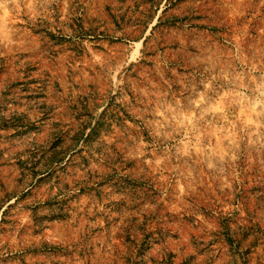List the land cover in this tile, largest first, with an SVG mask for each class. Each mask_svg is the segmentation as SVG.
Returning a JSON list of instances; mask_svg holds the SVG:
<instances>
[{
    "label": "rangeland",
    "instance_id": "1",
    "mask_svg": "<svg viewBox=\"0 0 264 264\" xmlns=\"http://www.w3.org/2000/svg\"><path fill=\"white\" fill-rule=\"evenodd\" d=\"M0 264H264V0H0Z\"/></svg>",
    "mask_w": 264,
    "mask_h": 264
}]
</instances>
